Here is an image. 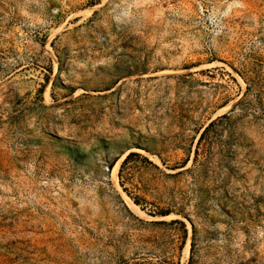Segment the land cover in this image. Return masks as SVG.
Returning a JSON list of instances; mask_svg holds the SVG:
<instances>
[{
	"label": "rangeland",
	"instance_id": "rangeland-1",
	"mask_svg": "<svg viewBox=\"0 0 264 264\" xmlns=\"http://www.w3.org/2000/svg\"><path fill=\"white\" fill-rule=\"evenodd\" d=\"M165 1L0 0V264H264V0Z\"/></svg>",
	"mask_w": 264,
	"mask_h": 264
},
{
	"label": "trees",
	"instance_id": "trees-1",
	"mask_svg": "<svg viewBox=\"0 0 264 264\" xmlns=\"http://www.w3.org/2000/svg\"><path fill=\"white\" fill-rule=\"evenodd\" d=\"M240 104H241V102H239L238 105H240ZM238 105H237V106H238ZM230 112H232V110H231ZM230 112H229V113H230ZM227 117H228L227 114L222 115V116L218 117L216 120L210 122V123L208 124V126L205 127V128L203 129V131H202V133H201V135H200V137H199V139H198L197 148H196V150H195V152H194V162L196 161V159H197V157H198V155H199V154H198V151H199V147H198V146L201 144V141L204 139V136L206 135V133H208V131H209L210 128L214 127V125L216 124L217 121H219V120H221V119H225V118H227ZM128 157H129V155L125 158V160L123 161V164L128 160ZM134 202H135V204H139V202H138L137 200H135V199H134ZM156 214L159 215V216H162V217H167V216L170 214V212L148 213V215H150V216H154V215H156ZM177 214L182 215V216H184L185 218L188 219L187 215L184 214V213H182V212H180V211L177 212ZM188 220H189V222H190L191 225H192V234H193V237H194V236H195V226H194V223H193V221H191L190 219H188ZM162 224H169V225H173V224H175V225H179V226L182 228V231L185 233L184 223H183V221H181V220L173 219V220H171L169 223L162 222ZM192 251H193V243H191L190 257H191V255H192Z\"/></svg>",
	"mask_w": 264,
	"mask_h": 264
},
{
	"label": "built area",
	"instance_id": "built-area-1",
	"mask_svg": "<svg viewBox=\"0 0 264 264\" xmlns=\"http://www.w3.org/2000/svg\"><path fill=\"white\" fill-rule=\"evenodd\" d=\"M177 0H166L165 4L168 9H172L176 4Z\"/></svg>",
	"mask_w": 264,
	"mask_h": 264
},
{
	"label": "bare ground",
	"instance_id": "bare-ground-1",
	"mask_svg": "<svg viewBox=\"0 0 264 264\" xmlns=\"http://www.w3.org/2000/svg\"><path fill=\"white\" fill-rule=\"evenodd\" d=\"M110 174H111L112 179L116 178V174H117V167L116 166L111 170Z\"/></svg>",
	"mask_w": 264,
	"mask_h": 264
}]
</instances>
